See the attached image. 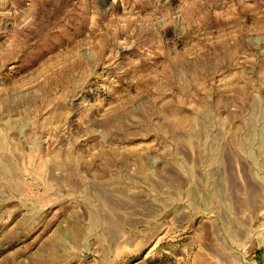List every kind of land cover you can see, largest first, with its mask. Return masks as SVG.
I'll return each instance as SVG.
<instances>
[{"label": "rangeland", "instance_id": "obj_1", "mask_svg": "<svg viewBox=\"0 0 264 264\" xmlns=\"http://www.w3.org/2000/svg\"><path fill=\"white\" fill-rule=\"evenodd\" d=\"M0 264H264V0H0Z\"/></svg>", "mask_w": 264, "mask_h": 264}]
</instances>
